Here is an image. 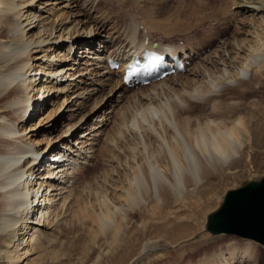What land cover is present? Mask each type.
Returning <instances> with one entry per match:
<instances>
[{
    "label": "bare ground",
    "instance_id": "6f19581e",
    "mask_svg": "<svg viewBox=\"0 0 264 264\" xmlns=\"http://www.w3.org/2000/svg\"><path fill=\"white\" fill-rule=\"evenodd\" d=\"M78 2L0 0V230L3 231L0 252L5 254L7 264L27 263L37 233L57 217L71 170L78 162L93 156L95 150L111 151L110 160L123 155L122 161L117 159L118 181L115 178L108 184L110 199L104 196L106 190L101 192L105 193L103 198L100 196L101 202L92 201L95 204L92 207L99 210L96 219L99 226L112 227L116 234L120 222L117 220L115 226L114 215L117 211L126 213L123 199L136 205L142 187L151 190L152 197L158 200H162L161 187L174 195L195 189L197 181L201 182L202 168L230 167L240 159L241 139L252 138L247 126L254 119L252 115H258L256 124L264 125L258 103L247 98L251 92L249 85H260L263 81L264 0H234L228 4L229 11L236 10L231 16L237 14L236 19L243 16L239 17L242 38L221 39L216 45L210 39L204 41L215 32L213 29L195 46L159 41L154 47L173 46L171 51L178 54L182 65L179 70L146 83H125L122 76L130 58L140 55V44L153 42L139 38L136 26L129 33L119 34L113 29L109 32L105 22L98 21L99 15L80 8ZM197 11L200 10L189 13L196 17ZM149 23L150 28L159 27L163 31L168 28L159 20ZM168 25H172L168 30L173 31L175 24ZM183 27L186 30L187 25ZM77 28L82 32L80 35L76 34ZM221 32L216 30V38ZM118 37L120 40H116ZM203 41L208 46L197 49L203 46ZM108 58L118 65L110 68ZM103 87H107L103 99L111 107L125 91L139 87V91H132L134 104L128 106L127 114L118 112L120 120L115 134L107 139L103 134L106 140L99 136L110 120L111 108L99 113L96 103L97 108L91 107L81 118L71 120ZM58 94L63 98L57 102L54 98ZM48 104L47 111L39 112ZM254 106L257 107L253 109ZM36 113L38 117L33 120ZM62 118L67 120L65 129L53 138L50 133ZM51 149L53 155L49 156ZM58 150L67 162H58L54 168L51 159L57 161ZM117 200L123 206L116 205ZM31 201L36 206L30 205ZM145 220L133 221L130 230L131 219L127 220L120 236L144 230ZM151 243L142 247L151 248ZM245 247L238 251L229 244L225 250L218 249L197 264H229L245 256L249 248Z\"/></svg>",
    "mask_w": 264,
    "mask_h": 264
},
{
    "label": "rangeland",
    "instance_id": "374dc122",
    "mask_svg": "<svg viewBox=\"0 0 264 264\" xmlns=\"http://www.w3.org/2000/svg\"><path fill=\"white\" fill-rule=\"evenodd\" d=\"M233 1L204 0L202 3L201 0H79L78 3L80 8L83 6L84 9H91L93 13L99 15L100 19L98 21H104V25H106L107 29L109 28V32L118 30L116 33L120 34L125 31L129 33L133 29V26L140 27L141 25L142 30L136 29V34L138 33L139 38L146 37L145 40L157 42V44H160V41L175 45L184 43L195 46L196 43L206 37L207 33H211L213 29L215 32L209 34L204 41L210 39L209 41H213V44L216 45L221 39L232 40L243 37V28L240 27L241 24L239 23V17L243 16H239L236 19L237 14L230 15V13L236 10L229 11L228 8V4H231ZM234 6L235 4L232 5V9H234ZM194 9L195 11L200 10L197 11L196 17L194 16L195 14H190ZM241 9L242 11H246L243 7ZM198 12L201 14L199 13V15ZM167 17L168 19H166ZM245 17L249 16L246 15ZM234 19L236 21L233 25ZM151 20H159L161 23L166 24L168 28L166 31L160 30L159 27L150 28L149 21L151 22ZM165 20L170 21V23H167L168 21ZM172 23L175 24L173 25L174 30L169 31V26L172 25L168 24ZM238 24L240 25L237 26ZM183 25H187L186 30H184ZM218 29L223 32H221L222 35L219 33L220 37L224 38H220L219 36L216 38V30ZM76 31L78 35L82 33L79 32L80 28H77ZM91 33L92 36L95 34L93 31ZM120 37L116 38V40H120ZM211 42L209 43L211 44ZM95 45H98V41L95 42ZM207 46L204 43L203 46L199 45L197 49L206 48ZM189 48L193 49L192 47ZM74 49L76 53V48ZM262 72V83L260 85H257V83L250 84L249 89L251 92L247 98L258 103L260 112L264 114V71ZM135 87L136 85L131 88ZM106 88L103 87L100 89L101 91L98 90L96 92L97 94L94 93L87 102L89 104L86 103L85 107L71 118V120L81 118L91 107L93 108L96 105H98V108L96 106V112L99 113H104L108 108H111L110 120L105 123L104 130L101 133L102 136H99L101 140H106L107 136L115 134V126L118 125L120 120L118 112L121 110L124 114H127L129 110L128 106L134 104L135 98L132 95L135 94L134 92L139 91V87L128 92L125 91L123 94L125 97H120V101L111 107L103 99L107 92ZM129 96L131 97L129 98ZM113 97L114 95L111 98ZM62 98V94H58L54 99L58 102ZM48 106L50 107L48 104L44 109H39V112L45 111L46 108H49ZM256 107L254 106L253 109ZM36 116L38 117V113L32 119L37 118ZM253 116L252 118L254 119L247 124L249 131H252L250 133L252 138L244 140L243 137L241 139L243 145H239V147L242 146L241 149L238 148L240 158H238V163L236 162L230 167L212 166L202 168L204 170L201 169L200 173L203 176L200 174L202 179L199 178L201 182L197 181L195 189H188L179 195L175 194L178 196L170 193V191L167 192L168 188L161 187L159 193L162 194V200H158V198L152 197L151 190L142 187L140 191L142 196L137 200L138 203L136 202V205L129 202L127 204L126 199L125 201L121 199L123 205H125L123 206L121 201L117 200L115 202L116 205L123 206V210L126 213L122 214L120 211L117 213V211L114 215L115 226L120 222L118 225L120 229L116 234L112 227H110L111 229L108 227L103 229L104 227L99 226L100 224L97 222L99 210L96 207H92L94 204L92 201L101 202L105 194L101 192L108 190V184L115 178L118 181L120 171L116 169V165L119 160L122 161L121 157L123 155H115L110 160L109 153L111 151L108 152L106 151L107 149L102 150V152L99 149L95 150L93 156L85 159L87 161L78 162L76 167L74 166L71 170V180L67 182L66 192L63 194V198H65L63 199V206L60 205L58 208L57 217L52 224L42 226L43 228L40 226L42 229L37 233V239L33 243L34 251L27 258L26 264H197L201 262L203 257H209L214 251L218 249L225 250L229 244L234 245L238 251L246 248L245 245L249 247L244 257L237 259V261L235 259L229 264H264V244L233 233H211L205 229L206 214L218 205L226 189L236 187L250 179H257L264 175V125L256 124L255 119L258 115H256L257 117ZM66 121V119L62 118L55 125V129L53 128L50 133L53 138L65 129L64 123ZM103 134L106 135V139ZM52 151L54 149H51L47 154L50 156ZM117 156L118 158H116ZM165 189L167 190L165 191ZM108 195H111L110 190L106 191V195L104 196ZM108 198L110 199V196ZM144 200L145 202L143 203ZM89 201L93 204L91 205ZM126 205H128V208ZM150 206L152 209H149L151 208ZM84 207L87 210H84ZM132 207L133 209H131ZM101 208L103 210V206ZM127 209L131 211V214H128ZM151 210L155 213H152L153 211L151 212ZM95 211L96 214L94 213ZM85 212L87 216H85ZM138 218H143L142 220L146 219L143 221L145 229L142 231L140 229L137 234L131 232L130 234H121L120 236V230L121 228H126L124 225L128 223L127 220L130 221L131 219L128 227L130 230L133 227V221H137L138 223L142 221ZM2 233L3 231L0 230V249L3 248L1 241ZM150 241L153 247H142V245L150 243ZM7 263L5 254L0 252V264ZM19 264H22V262Z\"/></svg>",
    "mask_w": 264,
    "mask_h": 264
},
{
    "label": "water",
    "instance_id": "95a60500",
    "mask_svg": "<svg viewBox=\"0 0 264 264\" xmlns=\"http://www.w3.org/2000/svg\"><path fill=\"white\" fill-rule=\"evenodd\" d=\"M205 229L264 244V175L226 189L218 205L206 214Z\"/></svg>",
    "mask_w": 264,
    "mask_h": 264
},
{
    "label": "snow or ice",
    "instance_id": "6c2138e0",
    "mask_svg": "<svg viewBox=\"0 0 264 264\" xmlns=\"http://www.w3.org/2000/svg\"><path fill=\"white\" fill-rule=\"evenodd\" d=\"M242 75H243V73H242Z\"/></svg>",
    "mask_w": 264,
    "mask_h": 264
}]
</instances>
